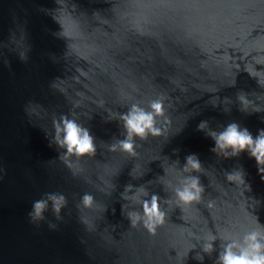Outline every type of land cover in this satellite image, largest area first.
I'll list each match as a JSON object with an SVG mask.
<instances>
[{
	"label": "water",
	"instance_id": "obj_1",
	"mask_svg": "<svg viewBox=\"0 0 264 264\" xmlns=\"http://www.w3.org/2000/svg\"><path fill=\"white\" fill-rule=\"evenodd\" d=\"M157 100L159 135L121 150V117ZM64 117L95 156L60 146ZM233 122L264 130V0H0V264H219L251 232L264 243L257 162L212 151ZM192 155L200 171H185ZM237 170L245 184L227 180ZM192 176L204 193L189 206L176 189ZM50 194L66 198L59 219ZM153 195L166 219L150 233Z\"/></svg>",
	"mask_w": 264,
	"mask_h": 264
},
{
	"label": "clouds",
	"instance_id": "obj_2",
	"mask_svg": "<svg viewBox=\"0 0 264 264\" xmlns=\"http://www.w3.org/2000/svg\"><path fill=\"white\" fill-rule=\"evenodd\" d=\"M240 99L243 104L246 103L243 96ZM151 109L152 111L148 112L133 105L131 111L121 117L128 133L125 140L118 142L121 150L135 155L134 136L144 139L149 133L153 136L159 135V131L155 127V121L156 117L163 113V102L160 100L154 101L151 104ZM206 127V122L198 125L199 130H203ZM57 131L63 135V139L60 140L58 137L57 142L61 147L66 148L69 155H75L79 158L95 156L96 146L93 137L87 129L82 128L74 120L64 117L63 127L60 128L57 125ZM209 135L215 143L212 149L213 152L219 150L226 157L229 152H231L232 156H239L241 153L247 152L257 162L258 171L264 178V130H260L258 135L254 137L247 128L241 129L237 123L233 122L224 131L219 133L210 132ZM112 150H116V145L112 146ZM189 168L193 171H200L201 169V163L195 155L186 158L185 171H188ZM226 178L230 183L236 181L240 184L246 183L242 172L238 170L229 172ZM188 181L182 189H176V195L181 203L190 206L202 200L204 188L198 177H189ZM49 199L54 202V211L59 219L62 207L66 206L67 203L66 198L63 195L50 194ZM93 202L91 195L86 194L82 198V204L86 208H90ZM142 206L145 217L143 226L150 233H155L157 225H162L166 219V213L160 210V198L153 195L151 201H143ZM46 207L45 201L34 202L33 211L29 213L30 219L34 224H38L44 219ZM129 220L132 226L135 227L138 223L139 215L130 214ZM50 227L55 228V225H50ZM214 239L215 237H213ZM204 251L211 253L213 251L212 245H206ZM219 264H264V243L261 242V234L251 232L245 236L243 244H227L219 257Z\"/></svg>",
	"mask_w": 264,
	"mask_h": 264
}]
</instances>
